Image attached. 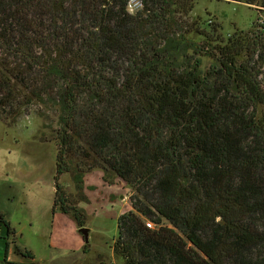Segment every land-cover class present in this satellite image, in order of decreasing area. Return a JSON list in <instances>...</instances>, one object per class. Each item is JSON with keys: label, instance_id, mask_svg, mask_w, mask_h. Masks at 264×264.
<instances>
[{"label": "trees", "instance_id": "obj_1", "mask_svg": "<svg viewBox=\"0 0 264 264\" xmlns=\"http://www.w3.org/2000/svg\"><path fill=\"white\" fill-rule=\"evenodd\" d=\"M195 1L0 0V122L56 117L52 212L78 229L61 175L132 188L121 264H264V22L223 40Z\"/></svg>", "mask_w": 264, "mask_h": 264}, {"label": "rangeland", "instance_id": "obj_2", "mask_svg": "<svg viewBox=\"0 0 264 264\" xmlns=\"http://www.w3.org/2000/svg\"><path fill=\"white\" fill-rule=\"evenodd\" d=\"M190 18L199 19L205 28L209 22L219 25L218 34L226 40L235 30L249 31L257 18L264 22V8L241 2L196 0ZM209 65L210 60L203 58L202 68ZM57 128L52 113L43 118L35 108L14 122H0V219L15 231L8 234V262L27 264L19 253L29 251L35 257V263L29 264H121L113 243L118 238V217L131 210L132 188L113 174H107L105 182L98 170L83 176L80 190L70 173L59 177L70 203L84 210L88 229L85 243L72 216L51 211ZM146 223L154 227L151 220ZM86 244L89 250L84 253Z\"/></svg>", "mask_w": 264, "mask_h": 264}, {"label": "crops", "instance_id": "obj_3", "mask_svg": "<svg viewBox=\"0 0 264 264\" xmlns=\"http://www.w3.org/2000/svg\"><path fill=\"white\" fill-rule=\"evenodd\" d=\"M52 190H53V197L52 199L54 200V195H55V188H54V183H53V187H52ZM53 200H52V207H51V211H52V208H53ZM7 242H9V238H8V232H7V229L6 227L2 224H0V260H3L4 258V255H5V250H6V244ZM33 255V254H32ZM14 256H15V253H14ZM10 247L8 248V253H7V261L10 259ZM20 257V255H19ZM22 259V261L24 263H35V257L33 260H28L27 259L25 260V257H23L21 255L20 257Z\"/></svg>", "mask_w": 264, "mask_h": 264}, {"label": "water", "instance_id": "obj_4", "mask_svg": "<svg viewBox=\"0 0 264 264\" xmlns=\"http://www.w3.org/2000/svg\"><path fill=\"white\" fill-rule=\"evenodd\" d=\"M79 233L83 236V240L85 243L88 242V229L83 227L79 228Z\"/></svg>", "mask_w": 264, "mask_h": 264}, {"label": "built area", "instance_id": "obj_5", "mask_svg": "<svg viewBox=\"0 0 264 264\" xmlns=\"http://www.w3.org/2000/svg\"><path fill=\"white\" fill-rule=\"evenodd\" d=\"M137 1H139V0H130V5H129V10L130 11L138 10V8H136V6L134 5V3L137 2ZM146 226L151 228L152 225H151V223H146Z\"/></svg>", "mask_w": 264, "mask_h": 264}]
</instances>
